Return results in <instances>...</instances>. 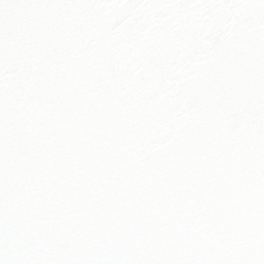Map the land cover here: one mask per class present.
I'll return each mask as SVG.
<instances>
[{"label": "snow or ice", "instance_id": "6c2138e0", "mask_svg": "<svg viewBox=\"0 0 264 264\" xmlns=\"http://www.w3.org/2000/svg\"><path fill=\"white\" fill-rule=\"evenodd\" d=\"M0 264H264V0H0Z\"/></svg>", "mask_w": 264, "mask_h": 264}]
</instances>
